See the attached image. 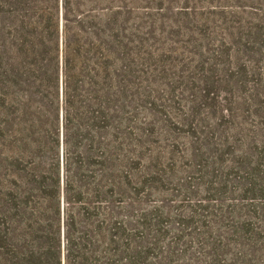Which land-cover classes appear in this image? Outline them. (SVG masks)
<instances>
[{
    "label": "trees",
    "instance_id": "1",
    "mask_svg": "<svg viewBox=\"0 0 264 264\" xmlns=\"http://www.w3.org/2000/svg\"><path fill=\"white\" fill-rule=\"evenodd\" d=\"M98 3L0 0V264H152L148 256L158 237L130 254L121 212L134 161L127 154L125 0L111 4L104 15L97 12ZM259 23L264 19L255 17L247 32H238L247 43ZM219 42L214 57L240 53L235 47L228 52L233 39ZM143 54L150 83L143 102L156 106L153 78L160 76L166 52ZM239 62L229 67L232 77H239ZM249 67L256 86L248 91L241 86L243 114L234 107L236 95L225 108L231 123L243 130L241 138L204 139L216 151L205 190L218 202L213 210L199 205L205 213L195 212L203 217L196 229L198 246L205 254L213 251L207 264H225L220 257L231 245L238 249L233 257L238 264H264V136L255 134L258 120L264 123V70ZM61 110L62 185L52 169L40 170L37 160L44 149H53ZM144 124L147 136L154 122ZM189 126L198 130L196 123ZM234 143L242 148L228 158ZM141 155L136 158L144 161Z\"/></svg>",
    "mask_w": 264,
    "mask_h": 264
},
{
    "label": "rangeland",
    "instance_id": "2",
    "mask_svg": "<svg viewBox=\"0 0 264 264\" xmlns=\"http://www.w3.org/2000/svg\"><path fill=\"white\" fill-rule=\"evenodd\" d=\"M116 3L117 0H99L97 12L108 14L107 7ZM125 6L127 148L132 151L127 154L134 158L130 163L132 177L121 205L128 252L132 254L150 245L157 236V249L153 247L148 256L152 264H207L213 251L207 249L205 254L198 246L196 229L203 217L195 212L205 213L199 210V205L213 210L218 202L209 198L205 190L216 151L212 145L208 147L204 139L212 136L215 140L224 135L241 138L243 130L231 123L233 119L228 117L225 108L234 95L239 101V96L243 95L242 85L246 91L256 86L250 81L247 64L250 69L264 70V23H259L261 28L253 33L252 43H247L238 33L247 32L245 26L255 17L264 19V0H125ZM224 38L233 39L235 43L229 45L228 52L233 47L240 49V53L233 52L234 58L219 54L214 57L216 49L221 47L219 40ZM145 49L166 52L161 57L160 76L153 78L158 84L153 86L156 92L152 101L156 106L143 102V92L150 88L143 72ZM239 60L242 64L239 77H232L229 67ZM240 103L234 107L242 115ZM61 120L60 116L53 149H44L37 160L39 169H52L62 185L64 134ZM237 120L240 123L241 119ZM258 121L255 134L262 139L264 123ZM144 122H154L147 136ZM194 123L198 130L189 126ZM211 124L214 126L210 127ZM245 126L251 128L249 125L242 128ZM194 135L199 138L198 143L194 142ZM138 140L142 141L141 146ZM240 148L241 144L234 143L228 158ZM141 153H144V161L136 158ZM199 162L206 166H198ZM217 168L221 169L220 165ZM95 169L98 171L100 167ZM8 179L19 181L15 175ZM224 248L220 260L225 264H238L233 260L237 247Z\"/></svg>",
    "mask_w": 264,
    "mask_h": 264
},
{
    "label": "water",
    "instance_id": "3",
    "mask_svg": "<svg viewBox=\"0 0 264 264\" xmlns=\"http://www.w3.org/2000/svg\"><path fill=\"white\" fill-rule=\"evenodd\" d=\"M62 45H63V39H62ZM61 93H63V77L61 78ZM63 118V110H61V119ZM64 138V135H63ZM63 260H64V255H63Z\"/></svg>",
    "mask_w": 264,
    "mask_h": 264
}]
</instances>
